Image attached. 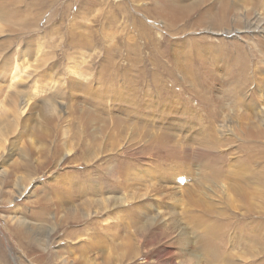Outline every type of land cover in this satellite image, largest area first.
<instances>
[{
  "label": "rangeland",
  "instance_id": "374dc122",
  "mask_svg": "<svg viewBox=\"0 0 264 264\" xmlns=\"http://www.w3.org/2000/svg\"><path fill=\"white\" fill-rule=\"evenodd\" d=\"M0 118V264H264V0H0Z\"/></svg>",
  "mask_w": 264,
  "mask_h": 264
},
{
  "label": "bare ground",
  "instance_id": "6f19581e",
  "mask_svg": "<svg viewBox=\"0 0 264 264\" xmlns=\"http://www.w3.org/2000/svg\"><path fill=\"white\" fill-rule=\"evenodd\" d=\"M261 32H263V31H261ZM2 119H4V118H0V132H2L4 129H2ZM2 126V127H1ZM31 180V179H30ZM25 187V186H24ZM25 189V188H24ZM119 199H121V198H119ZM121 201H122V199H121ZM125 202V201H124ZM82 217H84V215L82 216ZM81 217V218H82ZM11 221V220H10ZM15 221V220H14ZM23 221H21V220H16V222H15V230L17 231V232H19L20 233V238H24V236H22L21 235V232H20V227H23L24 228V223H22ZM22 223V224H21ZM14 224V223H13ZM21 224V225H20ZM12 229V228H11ZM26 230V229H25ZM14 231V230H13ZM27 234V231H26V233H25V235ZM50 233L48 232V235H49ZM99 244V243H98ZM100 245V244H99ZM98 246V245H97ZM101 246V245H100ZM100 246H98L97 248H101ZM91 247H93V248H95L96 247V245L94 244V245H92ZM97 248H95V250L97 249ZM1 254V253H0Z\"/></svg>",
  "mask_w": 264,
  "mask_h": 264
}]
</instances>
